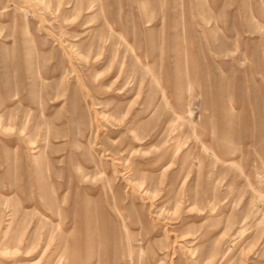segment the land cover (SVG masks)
<instances>
[{
  "label": "rangeland",
  "instance_id": "rangeland-1",
  "mask_svg": "<svg viewBox=\"0 0 264 264\" xmlns=\"http://www.w3.org/2000/svg\"><path fill=\"white\" fill-rule=\"evenodd\" d=\"M0 264H264V0H0Z\"/></svg>",
  "mask_w": 264,
  "mask_h": 264
}]
</instances>
